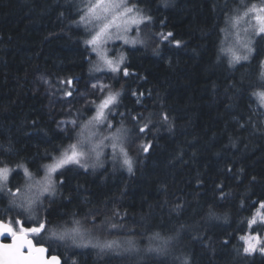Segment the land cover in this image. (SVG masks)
Masks as SVG:
<instances>
[{"label":"trees","instance_id":"1","mask_svg":"<svg viewBox=\"0 0 264 264\" xmlns=\"http://www.w3.org/2000/svg\"><path fill=\"white\" fill-rule=\"evenodd\" d=\"M82 1L0 0V158L9 167L23 163L33 173L39 168L42 175L44 170L39 166L51 162L45 158L46 150L55 155L54 148L72 142L57 129L47 101L34 90L33 81L46 75L56 91L65 95L69 86L62 80L75 78L76 86L71 88L75 96L96 74L89 72L90 60H97L96 54L86 51L83 43L89 29L71 23L79 20L77 9H83ZM134 4L152 16V39L147 46L124 47L123 66L128 67L129 77L116 83L106 78L110 74H103L114 91L124 85L120 112L138 119L151 114L154 121L149 125L153 130L142 134L128 149L139 162L134 163L135 174L103 156L102 168L85 171L69 166L60 193L66 196L71 192V202L58 193L56 202L50 205L45 201L44 207L53 225L67 221V226H72L73 214L83 222L89 211L103 214L116 209L126 228L136 233L141 251L122 258H101L92 249L65 252L61 247L59 254L67 257L69 264L72 259L78 264H183L185 259L189 264H264L259 254L234 259L233 246L242 245L238 237L244 234L235 230L244 227L240 221L249 215L248 205L264 197V133L251 126L264 121V116L252 110L256 98L244 91L232 97L229 87L233 81L239 83L242 76H253L246 69L229 70L230 57L221 51L228 17L234 14L230 10L237 7L235 1L167 0L165 6L163 0H134ZM175 40L181 41L180 47ZM243 87L247 88V83ZM133 91L144 95L133 96ZM137 99L141 102L136 103ZM93 111L92 106L83 108L78 119L82 122ZM162 112L169 115L171 131L159 123ZM238 121L247 126L240 129ZM132 123L135 121H126V127ZM142 143H151L148 153L138 148ZM10 146L16 155L4 152ZM105 153L111 155V149ZM228 167L232 173L227 172ZM240 169L243 172L236 178L234 174ZM17 171L23 175L22 170ZM253 176L257 180L250 184ZM197 177L203 184H197ZM217 184L224 186L226 194L231 193L227 199L220 198ZM161 185L167 187L166 193ZM248 196L251 200L241 209V198ZM181 198L186 206L177 215L171 207ZM209 206L217 215L227 214L228 221L202 219ZM181 224L196 227L212 242L230 239L231 243L227 248L217 246L213 252L193 240L196 232L181 229ZM176 231L180 238L171 242L170 255L146 251L159 243L151 239L154 233L170 236ZM113 232L109 239L124 234ZM52 254H58L55 248Z\"/></svg>","mask_w":264,"mask_h":264},{"label":"snow or ice","instance_id":"2","mask_svg":"<svg viewBox=\"0 0 264 264\" xmlns=\"http://www.w3.org/2000/svg\"><path fill=\"white\" fill-rule=\"evenodd\" d=\"M163 2L167 6V0ZM77 11L79 20H72L73 24L87 25L94 20L102 21L99 29L89 33V36L83 40L86 51L90 50L97 57L95 61L90 60L89 72L108 73L110 75L106 78L116 83H119L122 78L129 77L131 73L128 67L123 66L126 60L124 52H120L118 58L110 57L105 44L109 41H122L125 45L147 46L148 41L152 39L149 29L153 21L152 16L143 12L136 4L129 6L128 0H95ZM230 11L234 14L228 17L227 22L232 27L245 21L246 17L256 22L255 25L249 24L251 36L240 44L243 49L242 53L237 54L232 48L227 49L230 53V59L227 61L228 69L232 71L246 69L247 73L253 76L249 79L248 75H245L241 77L239 83L231 82L229 87L232 90V97L244 91L250 97L256 98L259 106L264 108V43H262L264 42V0H261L259 4L240 0V4ZM60 15L63 16L64 13L61 12ZM133 30L136 35L129 37L128 33ZM248 31L249 29H245V32ZM167 35L171 37L173 34L168 33ZM256 37H259V40ZM174 43L177 47L181 46L179 40H175ZM100 81V76H93L85 85V87L90 85L91 90L88 94L95 98L88 101L94 107V111L82 122L79 119L71 120L70 123L74 126L72 129H61L72 142L67 146L61 145L54 148L55 155H50L46 150L45 158L51 162L39 166L44 170L43 176L36 178L39 176V168L35 173L23 163H17L15 168H10L8 162L0 158V237L10 238V243H0V264H69L68 258L59 254L61 247L65 249V252L73 248L92 249L95 250V255L101 258L104 256L122 258L141 251L138 240L135 238L136 233H133L131 228H126L122 222L121 213L116 209L103 214L99 211H89L83 222L76 219L73 214L72 226H67V221L53 225L47 215L48 209L44 207L45 201L50 205L56 202L54 197L60 193L66 182L64 175L70 170L69 166H78L85 171L89 168H102L104 160L101 157L103 156L111 159L114 165L119 164L120 167L126 168L129 174H135L134 163L139 162L133 160L128 149L141 139L142 134L153 130L149 125H153L154 121L151 114L149 117L138 119L136 115L120 112L121 94L126 91L124 85L121 84L120 89L114 91L113 85L100 83ZM62 83L69 86L65 96L72 97L71 88L76 86L75 78L66 77ZM245 83H247V88L243 87ZM225 91H229V88ZM131 94L133 96L144 95L137 91ZM140 102L139 99L136 100V103ZM259 115L264 116V112ZM117 116L120 117L119 121L116 120ZM251 120L252 117L249 116V121ZM126 121H135V123H132L131 127H126ZM159 123L165 125L168 131L172 130L173 124L167 113H161ZM237 123L240 129L247 126L239 121ZM251 126L264 133V121L251 124ZM231 143L232 147H236L235 141ZM151 147V143L138 145L144 153H148ZM105 148L111 149V155L104 152ZM4 152L10 156L16 155L11 146L4 149ZM137 154L139 155V152ZM17 169L23 171L22 183L16 181V177L20 176ZM227 172L232 173L233 169L228 167ZM242 172L243 169H240L234 175L238 178ZM256 180L257 178L253 176L249 183L252 184ZM197 184H203L199 177H197ZM161 187L166 193L167 187L165 185ZM216 188L222 199H227L231 195V193L224 192L222 184H217ZM248 191L249 189L246 188L245 193ZM60 194L62 199L71 202V192L66 196ZM248 200H251V196L247 199L241 198L239 205L241 209L248 205ZM165 203L168 201L165 200ZM185 206L186 202L181 198L172 205L171 212L180 215ZM247 211L249 215L240 221L244 227H238L235 230L244 234L238 237L243 242L242 245L233 246L234 259L246 260L256 254L264 257V197L252 201ZM88 217L91 219L89 220ZM202 219L206 222L221 219L227 222L228 215H217L212 206H209ZM84 224L88 227H84ZM180 228L195 231L196 234L191 238L198 240L204 244L206 249L213 252L216 251L217 246L227 248L231 243L230 239L216 242H212L211 237L205 239L194 226L181 224ZM113 230L124 234L118 235L115 239H109V235L115 234ZM128 233L132 234L128 235ZM228 236L231 237L232 233H228ZM178 238H180L179 231L170 236H161L159 232H156L151 239L159 243H156L154 247L150 245L146 251L158 255H170L171 242ZM54 248L58 254H52ZM71 264H78V261L72 259ZM183 264H189L188 260L185 259Z\"/></svg>","mask_w":264,"mask_h":264},{"label":"rangeland","instance_id":"3","mask_svg":"<svg viewBox=\"0 0 264 264\" xmlns=\"http://www.w3.org/2000/svg\"><path fill=\"white\" fill-rule=\"evenodd\" d=\"M234 1H235L236 6L240 4V0H234ZM249 1L250 0H246V2H249ZM89 2H95V0H83L82 1L83 8ZM260 2L261 0H257L256 2H251V3L259 4ZM128 4L129 6H131L132 4H134V0H128ZM242 10L243 9H241V11ZM101 23L102 21L94 20L90 24H87L85 26L88 27L89 33H92L99 29V26L101 25ZM255 23L256 22L254 19H250L248 17L245 18V21L237 24L236 27H232L231 24L228 23V27L225 30L226 32L223 36L222 43H223L224 52L227 53L229 57H230V53L227 52L228 48H232L234 51L237 52V54L242 53L243 49L240 47V44L251 36V29L249 28V24L255 25ZM245 29H249V31L245 32ZM135 35L136 33L134 30L128 33L129 37H134ZM256 39L259 40V37H256ZM148 42H150V40ZM125 46H129L131 48L133 47L131 45L123 44L122 41H109L108 43L105 44V47L109 50V53H108L109 56L114 57V58H118L120 54L119 47H121V52H124ZM94 76L101 77L100 83H107L103 72L96 73ZM33 85H34V90L41 93L45 97L47 101V109L52 113L54 122L59 131H61V129L73 128L74 126L70 123V121L73 119H78V113L80 112V110L91 106L88 103V101H92L93 99H95L93 96L88 94L91 90L90 85L88 87H85V86L81 87L77 91L75 96H72V97H67L64 94H60L59 92L56 91V89L50 82L49 78L43 74L37 76L34 79ZM82 93L84 95H81ZM255 102L256 103L254 107L252 108V110H254L257 113H261V111L264 112V108H261L259 106L258 101L255 100ZM107 149L109 150V148H105L104 152ZM40 176H43V174L37 176L36 178L39 179ZM16 181L22 183L23 175L20 174L19 177H16Z\"/></svg>","mask_w":264,"mask_h":264},{"label":"water","instance_id":"4","mask_svg":"<svg viewBox=\"0 0 264 264\" xmlns=\"http://www.w3.org/2000/svg\"><path fill=\"white\" fill-rule=\"evenodd\" d=\"M0 243H10V238L0 237Z\"/></svg>","mask_w":264,"mask_h":264}]
</instances>
